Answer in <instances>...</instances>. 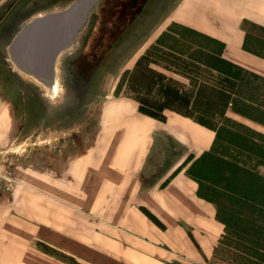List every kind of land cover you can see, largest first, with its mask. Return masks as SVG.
Listing matches in <instances>:
<instances>
[{"label":"crops","instance_id":"obj_1","mask_svg":"<svg viewBox=\"0 0 264 264\" xmlns=\"http://www.w3.org/2000/svg\"><path fill=\"white\" fill-rule=\"evenodd\" d=\"M172 19L207 52L264 77V0H182ZM7 84L0 80V89ZM0 92V264H213L225 235L191 168L217 129L166 108L113 104L86 151L47 111ZM34 122V125H33ZM33 127L38 134H32ZM71 138V140H70ZM71 144V146H70ZM169 168V170H168ZM156 217L158 225L145 212Z\"/></svg>","mask_w":264,"mask_h":264},{"label":"rangeland","instance_id":"obj_2","mask_svg":"<svg viewBox=\"0 0 264 264\" xmlns=\"http://www.w3.org/2000/svg\"><path fill=\"white\" fill-rule=\"evenodd\" d=\"M72 1L0 0V80L6 82L7 94L29 102L35 120L39 105L47 104V134L72 135L74 148L81 152L87 150L90 136L99 133L104 112L126 100L152 116L175 108L217 129L213 150L190 170L201 181V194L217 203L227 227L213 264H264V232L258 241L249 224L251 220L264 224V126L233 112L231 105L226 107V99H217L210 86L199 88L200 78L213 85L217 78L190 60L202 57L191 47L207 41L173 21L182 0L98 4L73 49L77 54L63 59L67 74L61 76V84L73 95L59 94L52 107L41 96L38 81L7 59L6 48L23 20L40 10H60ZM251 29L264 41L263 30ZM256 44L252 49L264 55V45ZM252 84L239 90L244 96L235 97L234 104L264 121V82ZM38 133L33 127L32 134Z\"/></svg>","mask_w":264,"mask_h":264},{"label":"water","instance_id":"obj_3","mask_svg":"<svg viewBox=\"0 0 264 264\" xmlns=\"http://www.w3.org/2000/svg\"><path fill=\"white\" fill-rule=\"evenodd\" d=\"M100 2L73 0L60 10L48 11L42 16L32 14L11 37L6 48L7 59L23 74L53 89L59 55L78 46L79 36ZM43 107L47 111V104Z\"/></svg>","mask_w":264,"mask_h":264},{"label":"trees","instance_id":"obj_4","mask_svg":"<svg viewBox=\"0 0 264 264\" xmlns=\"http://www.w3.org/2000/svg\"><path fill=\"white\" fill-rule=\"evenodd\" d=\"M191 50L194 52L201 51L202 57H201V59H194L193 57H191L190 60L197 63L199 66L203 67L204 69H206V71H207L206 74L207 73H208V75L211 74L214 77V79L217 78V81L214 83L215 85L211 84V81H209L208 78H200L199 79V84H200L199 88H207V86H210L212 94H214L215 97H217V99L221 100L222 102L225 101V99H226V102H225L226 107L228 105H231V107H232L231 109L233 112H235L241 116H244L246 118H249V119L255 121L256 123H259V124L264 126V121H262L260 118L253 116L252 114L248 113L246 109H244L240 106H236L234 104V99L236 100L237 98L244 96L242 92H239V90L241 88L246 89L248 87H251V86H253V84H252L253 82H257L259 80L261 82H264V79L259 77L255 73L249 72L248 70L244 69L243 67L238 66V65L222 58L219 55H215V54H211L210 52H207L206 48H203L202 46H200V44L193 45V47H191ZM256 52H258V51H256ZM251 80H253V81H251ZM210 88H208V89H210ZM235 97H237V98H235ZM250 101L255 102L254 99H252V100L250 99ZM141 111L144 113H147V111H145V110H141ZM177 111L183 115H186V116L193 118L189 114L183 113L179 110H177ZM193 119L195 121H197L198 123L210 128V126L207 125L202 120H198L195 118H193ZM200 183H201V181H200ZM253 207H254V211L256 209L258 210V208L256 206H253ZM253 207H250V208L253 209ZM145 212L158 225L163 226L162 223L156 217H154L150 212H148L147 210H145ZM257 213H259V212H256V214ZM217 216L221 221H223V223L225 225V235H226V233H227L226 232L227 231L226 223L219 216L218 206H217ZM249 224H252V226L255 227V234H252V235L255 236V238L257 236V240L259 241L261 239L260 232L261 231L264 232V224L258 225V223H256L255 221H252V220L250 221ZM225 235L223 236V239L225 238ZM223 239L221 240V244L223 243ZM256 243L258 245H260L258 242H256ZM261 245H263V244H261ZM219 248H220V246H219ZM217 252H218V250H217Z\"/></svg>","mask_w":264,"mask_h":264},{"label":"bare ground","instance_id":"obj_5","mask_svg":"<svg viewBox=\"0 0 264 264\" xmlns=\"http://www.w3.org/2000/svg\"><path fill=\"white\" fill-rule=\"evenodd\" d=\"M69 4V3H68ZM96 8V7H95ZM45 11H40L38 13H36L35 15L36 16H42L44 15ZM81 35V34H80ZM80 38V36H79ZM77 43L79 44V41H77ZM74 47H71L70 49L68 50H65L63 51L58 59H57V62H56V83H55V87L53 89H49L47 87H45L43 84H40L38 82V84L40 85V87L38 89H41L42 93H41V96L47 101V103L49 105H51L52 107H54L56 105V102H55V99L56 97L59 95V94H64L66 92V95L68 97L73 95V92L72 90L67 87V88H64L62 87V84H61V76L62 78L64 77V74H65V68H64V63H63V59H65L66 55L69 54V55H73L74 54ZM77 47V45H76ZM13 68V67H12ZM26 77V76H25ZM37 87V86H35ZM66 97V99H67ZM61 99V98H59ZM75 100V99H74ZM71 102V101H70ZM50 106V107H51ZM62 107V106H61Z\"/></svg>","mask_w":264,"mask_h":264},{"label":"flooded vegetation","instance_id":"obj_6","mask_svg":"<svg viewBox=\"0 0 264 264\" xmlns=\"http://www.w3.org/2000/svg\"><path fill=\"white\" fill-rule=\"evenodd\" d=\"M102 1H103V0H101V2H102ZM101 2H100V3H101ZM100 3H99V4H100ZM40 11H45V10H40ZM40 11H38V12H40ZM38 12H37V13H38ZM45 12H48V11H45ZM90 16H91V15H90ZM89 21H90V17H89V20H88L86 26L88 25ZM86 26H85V28H86ZM85 28H84V29H85ZM84 29H83V30H84ZM82 32H83V31H82ZM82 32H81V33H82ZM76 54H77V49H75V52H74V54L71 56V58H72V57H75ZM66 74H67V72H66V66H65V75H66Z\"/></svg>","mask_w":264,"mask_h":264}]
</instances>
